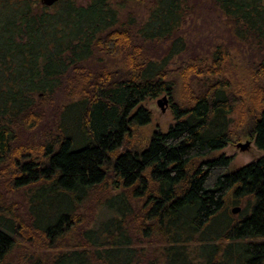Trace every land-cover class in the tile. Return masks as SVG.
Wrapping results in <instances>:
<instances>
[{
	"label": "trees",
	"instance_id": "trees-1",
	"mask_svg": "<svg viewBox=\"0 0 264 264\" xmlns=\"http://www.w3.org/2000/svg\"><path fill=\"white\" fill-rule=\"evenodd\" d=\"M211 13L264 51L263 0H0V264H264V154L219 152L238 107L264 151V57L246 106L225 43L182 38ZM170 37L174 68L148 55Z\"/></svg>",
	"mask_w": 264,
	"mask_h": 264
},
{
	"label": "rangeland",
	"instance_id": "rangeland-1",
	"mask_svg": "<svg viewBox=\"0 0 264 264\" xmlns=\"http://www.w3.org/2000/svg\"><path fill=\"white\" fill-rule=\"evenodd\" d=\"M148 7L149 5L146 8L145 6H134L132 9L139 18H144L146 17V9H148ZM202 8L207 9L205 6ZM204 9H201V11L204 12ZM203 17H201L204 19L202 22L198 15L197 17L192 15V18L191 16H186L187 22L185 26H183L182 38L188 42L200 40L204 44V47H210L209 43L211 42L225 43V47L229 49V54L231 55V63L225 68V73L227 76L235 80L236 83L243 84L245 89L244 96L247 97L244 102L246 103V106H248L250 102V98L248 97V93L250 91V66L252 63L261 61V59L264 57V51L257 52L255 48H247L246 45H243L241 42L239 43L231 38L232 34L225 32L226 25L217 20L215 18V14L211 13L209 16L203 15ZM143 18L141 20H143ZM227 29H231V25H228ZM171 42L172 37L166 41H163V44L156 50L149 51L148 55L152 57L153 61L164 64L165 67H176L180 61V55L173 53L175 49L171 51L169 55L162 52L163 48H166ZM155 54H162V56L160 58H156ZM121 59L122 58L120 55H116L114 58H108L106 62L107 65L112 68L120 66ZM163 96L167 98V104L163 105L165 108L164 110L161 109V106H159L157 102L158 99ZM143 106L150 110L152 114L150 123L138 128V133L140 132L145 138L156 129L163 131L167 130L169 125L174 122L168 95L160 94L156 98L148 99L143 103ZM240 108L242 107H238L231 117L235 133H233L231 141L219 151L232 158L231 167L244 165L264 154V151L258 149L254 145L252 138L246 136V134L243 133L244 128L249 121V117H246ZM249 140L251 141L250 146L245 150H241L238 144L245 143Z\"/></svg>",
	"mask_w": 264,
	"mask_h": 264
},
{
	"label": "water",
	"instance_id": "water-1",
	"mask_svg": "<svg viewBox=\"0 0 264 264\" xmlns=\"http://www.w3.org/2000/svg\"><path fill=\"white\" fill-rule=\"evenodd\" d=\"M56 1L58 0H41V2L44 4V5H47V6H51L53 5ZM263 5H264V0H263ZM158 104L159 106H161V109L164 110V104H167V98L165 96L161 97L160 99H158ZM251 144V141H246L245 143H239L238 146L240 147L241 150H245L247 149ZM240 210V207L239 206H233L231 207V212L232 213H237L238 211ZM205 264H220L218 261H209V262H206Z\"/></svg>",
	"mask_w": 264,
	"mask_h": 264
}]
</instances>
